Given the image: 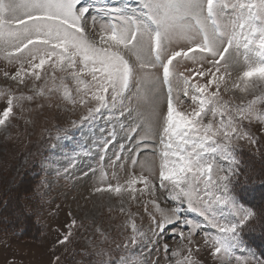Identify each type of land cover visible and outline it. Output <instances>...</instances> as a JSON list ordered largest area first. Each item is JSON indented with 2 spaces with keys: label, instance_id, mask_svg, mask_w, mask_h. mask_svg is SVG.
<instances>
[{
  "label": "snow or ice",
  "instance_id": "6c2138e0",
  "mask_svg": "<svg viewBox=\"0 0 264 264\" xmlns=\"http://www.w3.org/2000/svg\"><path fill=\"white\" fill-rule=\"evenodd\" d=\"M0 58L17 66L14 73L4 71L5 78L33 89V95L0 93L7 101L0 127L7 126L14 107L23 110L22 102L36 96L59 93L73 107L87 109L72 125L87 127L92 140L84 141L70 166L93 150L103 161L113 148L114 161L127 151L135 165L149 142H159L158 177L133 174L120 183L113 172L114 184L101 170L96 193L135 200L142 191L155 196L158 182L172 205L162 208L151 199L160 217L150 214L147 231L133 222L128 243L116 246H135L138 254L109 256L102 264H159L151 257L157 245L169 252V229L187 249L177 264H200L190 247L197 232L221 264H264L242 235L258 222L264 228V208L241 203L240 189L250 177L236 157L238 141L258 139L245 122L264 124V108L257 107L264 105V0H0ZM237 92L252 98L239 104L225 98ZM122 134L139 139L121 143ZM66 227L61 244L71 235ZM180 251L172 249L171 256Z\"/></svg>",
  "mask_w": 264,
  "mask_h": 264
},
{
  "label": "rangeland",
  "instance_id": "374dc122",
  "mask_svg": "<svg viewBox=\"0 0 264 264\" xmlns=\"http://www.w3.org/2000/svg\"><path fill=\"white\" fill-rule=\"evenodd\" d=\"M110 2L114 5H135V0ZM16 67L0 58V93L11 89L33 95L31 83L28 87L18 88L15 81L3 76L4 71L14 73ZM68 83L75 87L73 82ZM48 86H51L50 83ZM225 98H231L239 104L241 100L252 97L237 92L234 95L225 94ZM6 106V98L0 96V113ZM22 107L23 110L19 106L14 107L7 126L0 127V264H102L109 256L116 258L138 254L139 250L135 246L127 250L117 249L116 246L128 243L129 237L133 235V222L137 228L147 231L151 225L150 214L160 217V213L149 203L151 199H158L162 208L172 206L165 203L164 190L159 189L157 182L155 196L142 191L132 200L96 193L94 189L100 186L101 170L108 173L105 180L114 184L117 181L112 178L113 172L119 177L120 183L133 174L137 177L141 174L150 178L158 177V140L153 139L147 149L135 156L138 161L135 165L127 151L121 161H114L112 153L116 149L113 148L103 161L96 150L90 155H78L72 167L69 164L71 157L80 152L85 140L89 144L92 140L87 127L81 130L72 125L73 121H79L86 114L87 109L79 104L73 107L59 93L36 96L31 101H23ZM257 107L264 108V105L258 104ZM144 110L148 112L147 106ZM245 125L258 139L256 143L247 140L237 142L239 147L236 157L241 169L250 177L240 189L239 196L243 190L247 195L251 188H256L255 192L260 191L258 187L264 182V175L257 173L258 167L249 164V156L252 155L261 161L264 171V124L253 120L251 124L245 122ZM103 126L104 122L100 121L96 136L100 135L99 127ZM58 134L62 137L66 135L67 138L57 140ZM138 139L134 135L128 141L122 134L120 142L135 144ZM53 144L57 145L55 149L51 147ZM219 162L227 167L222 159ZM136 187L143 189L141 184ZM239 199L245 207L252 208L250 204L242 202L241 197ZM122 207L123 212L120 211ZM189 215L193 219H201L195 214ZM73 219L76 220L75 225H71ZM34 225L39 230H35ZM66 226H70L71 235L68 241L61 244L59 241L69 231ZM183 230L187 232L186 228ZM206 231L214 233L210 228ZM164 242L170 245L169 252L165 253L162 246L157 245L158 251L151 257L153 261L158 260L159 264H177L178 260L182 262L187 249L182 248L179 238H172L171 229L166 231ZM184 243L187 244V241ZM190 247L193 249V259L200 264H221L218 256L212 254L211 246L204 242L202 233L194 235ZM248 247L257 257L264 258L262 246L260 249ZM172 249H180V256H171ZM102 251L104 255H100ZM232 264L236 262L232 261Z\"/></svg>",
  "mask_w": 264,
  "mask_h": 264
},
{
  "label": "trees",
  "instance_id": "16d2710c",
  "mask_svg": "<svg viewBox=\"0 0 264 264\" xmlns=\"http://www.w3.org/2000/svg\"><path fill=\"white\" fill-rule=\"evenodd\" d=\"M249 164L254 166L255 168L258 167L257 173H261L264 175V171H262V165L260 160H256L255 157L252 155L249 156ZM256 173V175H257ZM260 191L255 192L257 189L256 188H251L247 195L245 190L241 192V199L243 200L242 202H246L247 205L250 204L252 208L255 209V211H259L260 209L264 208V182L258 187ZM249 205V206H250ZM250 206V207H251ZM33 228L35 230H39L37 225H34ZM245 241L247 242V245L257 248L259 247L264 249V228H262L258 223L253 224L251 226V229L245 228L244 232L242 233ZM33 239V238H31ZM262 246V247H261Z\"/></svg>",
  "mask_w": 264,
  "mask_h": 264
}]
</instances>
